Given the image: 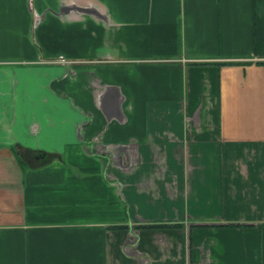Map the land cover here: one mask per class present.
<instances>
[{"label": "crops", "instance_id": "obj_1", "mask_svg": "<svg viewBox=\"0 0 264 264\" xmlns=\"http://www.w3.org/2000/svg\"><path fill=\"white\" fill-rule=\"evenodd\" d=\"M0 264H264V0H0Z\"/></svg>", "mask_w": 264, "mask_h": 264}]
</instances>
